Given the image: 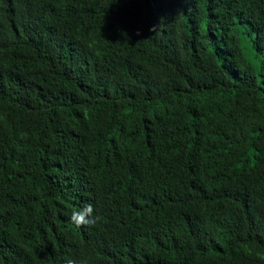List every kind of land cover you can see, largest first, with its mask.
I'll use <instances>...</instances> for the list:
<instances>
[{
    "label": "trees",
    "instance_id": "1",
    "mask_svg": "<svg viewBox=\"0 0 264 264\" xmlns=\"http://www.w3.org/2000/svg\"><path fill=\"white\" fill-rule=\"evenodd\" d=\"M69 260L264 264V0H0V264Z\"/></svg>",
    "mask_w": 264,
    "mask_h": 264
},
{
    "label": "clouds",
    "instance_id": "2",
    "mask_svg": "<svg viewBox=\"0 0 264 264\" xmlns=\"http://www.w3.org/2000/svg\"><path fill=\"white\" fill-rule=\"evenodd\" d=\"M71 219L79 227L94 224L99 219V216L93 214V206L88 204L85 210L73 213ZM67 264H74V261L69 260Z\"/></svg>",
    "mask_w": 264,
    "mask_h": 264
}]
</instances>
